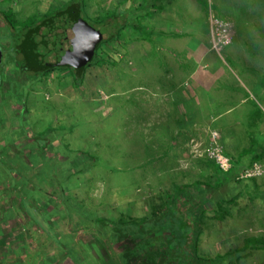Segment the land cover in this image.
<instances>
[{"label":"rangeland","instance_id":"rangeland-1","mask_svg":"<svg viewBox=\"0 0 264 264\" xmlns=\"http://www.w3.org/2000/svg\"><path fill=\"white\" fill-rule=\"evenodd\" d=\"M143 1L141 0L142 7ZM165 1L167 5H170L169 0ZM85 3L86 10L84 11L87 16L94 20L93 26L99 29L101 33L103 28H110V34H115V38L102 43L97 49L100 63L86 67L84 70L85 75L83 74L82 79L85 81L82 83L83 87L81 86L80 91L85 96H81L78 89L76 91V88H73L71 94L73 100L66 107L67 111L75 114V117L72 118L74 121L85 120L87 122V124L77 128V134L82 137L85 146L90 148L95 145L94 150H91V154H89L90 161L87 162L88 175H83V184L87 185L90 196L93 197L88 199V208L100 202L102 209L96 210L101 211V215H105L109 210L110 213L107 214L114 218L139 220L147 217L153 210H158L167 196L183 186L203 183L215 189L220 185L218 188L223 195L228 191L224 198L219 199L223 212H217L218 209H210L205 212L197 255L214 258L239 249L248 237H260L264 240V0H177L170 5L171 9L178 10L180 19L175 17L173 11L171 12L175 21L177 19L182 24L179 31H188L187 27H183L186 22L189 26H193L191 28L193 31L197 32L194 33L196 35L189 34V36L184 37L183 41H200V38L205 44L209 37L213 46L215 45L211 53L219 51L223 56L222 62L225 66L214 67L212 71L216 73L213 72L215 77L211 76L209 83H201L206 86V89L201 91L196 89V91L183 93L180 88L179 90L173 88V82L177 80L182 82L187 77L184 68L187 67L185 61L190 60L181 57L179 53L178 56H174L169 51L167 59L169 55L171 57L169 56L168 65L165 52L162 51L163 59H160L157 64L154 54L155 48L158 50L163 47V43L157 40L159 44L152 46L151 52H148V57L152 58L153 81L155 84H167V92L158 91L154 93L157 94L155 101L157 107L152 110L153 123L149 125L144 123V105L146 103L141 101L136 94L138 100L132 107L136 113L134 115L130 111L127 115L130 124L134 120L132 118H137L134 127L138 137L133 135L132 139L131 137L127 139L126 135L128 131L126 128L129 124L126 121L118 123L121 119L122 104L125 97L111 99L107 96L115 88L118 92L124 91L126 85L120 82L117 86L115 84L117 78L114 75L126 73V68L135 69V72L128 71L130 86L134 85L135 82L150 86L149 78L144 76V69H150L143 65L144 62L141 59L133 58V63L127 57V48L129 47L127 41L130 40V33L132 32L129 31L132 28L128 24L129 29L126 28L123 31L122 28L117 31L119 23L124 21L125 17L123 11L120 14H118L119 10L114 11V0H109L105 10H103L104 6L96 0H85ZM151 4L154 5L151 2L144 5L146 9L151 10ZM39 6V2L34 0H0V9L2 12H8V17L12 22L7 15L5 17L12 29L18 32L16 28H20L21 34L27 37V42L41 49V46L38 45L43 40L32 39L28 32L24 33L23 31L25 26L31 25L35 28L37 23L39 25L38 20L52 10L51 7L48 9L44 7L45 11ZM156 7L152 9L155 11L147 12L150 14L146 15L149 20H146L145 28H143L141 21L138 24L134 18L131 19L133 27L141 26L142 28L140 30L135 29L134 34L137 39L143 40V37H149L154 30H157V33L161 32L158 24L157 28L154 29V23L149 22L151 19L155 20L163 15L158 10L161 7L158 4ZM13 11H16L15 14ZM107 15L116 16L118 19H109L106 17ZM208 21H211L212 28H209ZM143 22L145 23V21ZM45 41H43L44 45ZM206 45L208 46V42ZM192 46L187 49L190 50ZM1 47L5 60L12 55L11 49L5 44H2ZM182 47L183 44H179L177 49ZM164 50L166 51L167 47ZM153 51L154 53H152ZM136 52L143 53V51ZM159 54L161 53L159 52ZM189 54L191 55L192 51ZM202 62L203 60L200 61V64ZM173 64L177 66L179 71L172 67ZM140 66L141 68H138ZM166 66H170V71L173 73L167 78L165 77L168 74ZM194 66L196 67L197 64ZM248 69L250 70L249 73L245 71ZM67 71L66 75L69 72ZM165 71L167 72L164 73ZM224 71H228V74L232 72L239 74L240 80H238L242 82L243 89L232 88L226 91L223 87L225 85L222 84ZM38 76H40L41 89L48 80L51 84H56L53 74L49 78L47 76L42 78L40 74L33 73L26 78L33 79L34 77L37 79ZM70 76L73 79V76ZM69 85L71 87L76 86L72 81ZM44 90L45 92L40 91L38 93L43 98L47 95V91L51 96L55 87L48 90L46 86ZM89 93H94L96 97L94 99L100 100L95 110L92 106L91 96L93 94ZM158 95L160 96L158 97ZM78 97H81L83 101L77 100ZM241 98L243 101H240ZM105 99H111L109 100L111 103L107 104L108 106L100 103L101 100ZM205 99L212 103V107H208L207 111L202 109L199 114L194 112L196 108L206 106ZM87 104L91 110H86ZM124 106H127V103ZM153 106L155 105L153 104ZM230 106L234 109L228 112L224 111ZM161 112L167 115V121L161 120V124H159L156 122L159 121ZM193 112L195 113L194 116H192ZM209 114H212V117L215 116V119L208 123L209 119L206 118H209ZM148 116L145 117L148 118ZM92 117L100 118L102 124L96 119L91 121ZM123 127L125 129H122ZM242 151L248 153L239 157ZM216 156H222L228 160V164L223 166L224 170L216 163ZM48 168L53 172L62 169V167L56 168L55 165L51 167L50 164H48ZM64 169H67L66 165L62 171ZM46 174L45 171H42L39 176H46ZM109 174H112V180H110L116 187L110 188L105 185L104 180ZM50 175L53 177L52 173ZM39 176L35 175L34 177L38 179ZM110 196L111 200L108 199ZM228 198L233 199V202L230 203ZM225 199L228 201H224ZM25 206L26 212H28L27 209H30L31 206ZM30 210L29 213L34 216L35 222L41 225L46 224L43 216L40 214L38 216L35 208ZM8 214L10 215L11 212ZM6 215L0 207V221ZM38 217L39 219H37ZM11 221L13 223V220ZM70 229L73 230L70 231ZM45 231L48 232L46 229ZM57 232L63 234L61 236L56 234V236L61 240H66V245H62L63 250L56 246L55 248L51 243L42 249L39 247V243L42 244V239H39V242L36 240L31 242L30 240L31 243L26 239V242L33 244L39 252H44L47 256L46 259L52 261L51 264H78L83 258L84 250L81 249L80 244L85 241V236H81V232H75L72 224L69 228L64 229L62 227L61 230L58 226ZM67 235H70V237L68 236L69 240L64 238ZM96 236L95 232H91L88 235V241L83 244L95 243L93 237ZM98 242L105 244L102 238H99ZM0 251H2L1 254L6 253L3 247H0ZM34 253L35 250L27 254L33 255ZM91 253L93 254V252ZM244 253V251L234 252L233 258L239 259ZM248 253L250 254L248 258H240L231 264H264V250H249ZM35 254L38 255L37 252ZM108 254H113V252ZM6 258L7 256H2L1 264H11ZM25 263L27 262L25 261ZM116 263L117 260L115 259L114 264ZM43 264H49V261H45ZM89 264L95 263L91 261Z\"/></svg>","mask_w":264,"mask_h":264},{"label":"flooded vegetation","instance_id":"flooded-vegetation-1","mask_svg":"<svg viewBox=\"0 0 264 264\" xmlns=\"http://www.w3.org/2000/svg\"><path fill=\"white\" fill-rule=\"evenodd\" d=\"M124 9L127 10L129 8L125 5ZM124 12L125 10L123 13ZM3 14L8 17L7 11L3 12ZM135 15V11L132 10L130 19H135ZM124 16H128V14L124 13ZM0 25L4 27V34L8 33L13 36L15 40H23L20 28H16L19 33L14 29L10 30L1 19ZM23 31H25V29H23ZM4 39L8 42L5 45L12 51L13 43H17L18 41H15L11 37L9 38L10 42L9 39L3 37L2 40L6 41ZM37 39L39 38L37 37ZM85 43L87 44L88 42ZM1 49L3 48L1 47ZM34 49L35 51L31 52L32 57L29 58L27 62L24 57H20L17 54L14 55L13 51L11 52V56H6L7 58L5 60L4 57L0 61V112H4L5 116L9 119L4 124L0 122V148H3L6 152L15 154L17 161H21L20 165H14L15 169L7 172L9 181L12 174H14V179L18 178L19 180V185L17 184V187H11L9 189L12 202H8L7 211L15 212L16 215H27L30 218V222H26L24 225V243H27L26 239L29 241L33 238V241L36 240L37 242H39V239H42V244L39 243V247L42 249L50 245V243L59 249L61 247L60 244L63 246L66 245V240H61L58 237L63 233L57 232V227L59 226L61 230L62 227L64 229L67 227L69 228L72 224L75 232H81V236H85V241H83V243L88 241V235H90L91 232L97 234L96 237H93L95 243H90L89 245L80 244L81 249L84 250L82 253L83 258L79 262L80 264H89L91 261H94L95 264L102 262L105 264H114L115 259L117 260L116 264H168L169 260L172 261L176 259L184 250L186 235L190 231V228L187 229L186 227H182L189 224L186 222L185 213L192 211L195 213V209L200 206L199 209L202 211V214L200 216V232L196 244V251H198V243L203 230L202 222L205 212L210 209L217 210L218 205H220L219 199L224 198V196H226L225 194H228V191H226L223 195L218 188L220 185L215 187V189L210 185H201L199 187L196 185L197 183L183 186L181 189L167 196L163 205L158 210H153L147 217H143L139 220H120V218H114L110 214H107L110 213L109 210L105 215L98 214L97 216L94 212L98 208L102 209L100 202L93 205L90 212L88 209L86 210L76 203V196L73 197V195H70L68 191H66L68 178L81 172L82 163L84 162L82 153H75L76 151L66 148L65 144L60 142L61 138L56 129L50 128L38 135L31 134L28 132V128H25L26 124L24 126L22 122L21 124H14V119L18 120V118H23L20 111L15 113L17 115L14 117L10 115L12 111L11 106L8 105L10 99L14 100V105L21 109L20 98L17 96L11 98V96L15 94L13 93L12 86L18 90L22 86L24 78L29 74L35 73L41 76L44 74L42 70H35V67L37 66L40 68L39 65L42 63H40V61L37 62L38 56H40V48L34 46ZM53 52L54 53H51L49 58V55L47 57L41 55L40 58L58 61L64 57L60 52ZM53 70H55V68ZM68 75H71V73L68 72ZM37 79L39 80L40 76H38ZM80 84L81 83H79V85ZM9 88L12 90V93H9ZM49 132L54 135V140L52 141L46 139ZM1 142H3V146ZM48 164H50L51 167L53 165H55L56 168L62 167V169H57L56 172L50 171ZM65 165L67 169L62 171ZM42 171L47 173L46 176H39ZM50 173L53 174V177ZM35 175H38L39 178H35ZM181 192H188L187 195L184 194L189 199L190 203H185L181 199L172 210L175 198L179 196ZM231 192L230 190V193ZM220 193H222V195H220ZM228 199L224 201H228ZM207 203H209L210 209L205 207ZM25 205L28 207L31 206L30 209L35 208L38 216L39 214L43 216L46 224L41 225L35 222L34 216H31V213H29L31 210L28 208V212H26ZM37 219H39V217ZM153 220H158L155 226L153 225L152 227V234L162 243L160 248L157 249L154 245L142 241L144 246L139 250L144 249L145 254H139L140 251L136 256L131 258V255L127 251V245H131L137 250L139 245L134 244L141 242L147 231V224ZM11 225L15 226L14 219ZM45 229L48 230V232H46ZM71 230L73 229H70V231ZM56 234L58 236H56ZM162 234L164 238H162ZM68 236L70 237V235H67L64 238L69 240ZM99 238H102L105 244L99 243ZM132 240H134L135 243H133ZM119 242L122 243L121 248L124 249L123 251L118 247ZM126 242L127 244H125ZM0 247L5 248L3 245ZM97 249L102 251V253ZM158 251L163 255L160 260L158 257L154 256ZM91 252H93V254ZM109 252H113V254L109 255ZM41 253L43 254L44 252ZM214 260L217 261L218 257Z\"/></svg>","mask_w":264,"mask_h":264},{"label":"crops","instance_id":"crops-1","mask_svg":"<svg viewBox=\"0 0 264 264\" xmlns=\"http://www.w3.org/2000/svg\"><path fill=\"white\" fill-rule=\"evenodd\" d=\"M34 1L39 2V4H40L39 8L44 9V7H47V9H48L51 7L52 9H54V8H57L59 6L64 5L69 0H39V1L34 0ZM96 1L105 7V8L103 7V10L107 9L106 7L109 4V0H96ZM174 1H177V0H169L170 5L172 3H174ZM58 2H60L59 3L60 5L59 4L57 5ZM114 2H115V5H113L114 11L119 10L118 12H121V11L125 10L124 13L128 14V22L130 24H131L130 16L132 14V10L135 11L136 15H135L134 20L136 22H138V24L141 21L143 28H145V26H146V20H149L146 15H148L150 13H147V12H151V10L153 8L154 9L157 8L156 4H158L159 7H161V8H158V10L161 11L163 14L160 16V18L155 19V20L151 19L149 21L150 23H154V25H153L154 29L157 28L156 26L158 24L162 33L161 32L157 33V30H154L153 32L150 33L149 37H147V38L143 37V40H141L140 38L139 39L136 38V36L134 34V32L136 31L135 27H133L132 25H129V27L132 28L131 31H129V32H132V33H130V40L127 41L129 43V47L127 48L128 49L127 57L131 60L133 58L141 59L142 62H144L143 65H146L147 67H149L150 70H148L147 68L144 69V71H145L144 76L149 78L150 86L136 84V82L134 85L130 86L128 83L130 81L128 71L132 70L133 72H135V69L126 68L125 69V71H127L126 73H124V74L119 73V74L114 75V77L117 78V80L115 81V84L117 86L120 82H121V84L126 85L124 87V91L118 92L117 88H115V89H113V91H111V93L108 94L109 96H107V98H111V99H115V98H119V97H123V96L125 97L124 102L122 104L121 119L119 120L118 123L120 124L121 121H122V123H124V121H126L129 124V126L126 128V130L128 129L126 135H127V139H129V137H131V139H132L133 135H136V137H138L137 136V134H138L137 130L134 127L135 120L137 118L136 117L132 118V119H134L131 122V124L133 125L132 126L130 124L129 116H127V115H129L130 111H132V113H134V115L136 113L135 109L132 108L133 106H135V103L138 100V97H136L137 96L136 94H138L139 99L141 101H145V103H146V105H144V108H145L144 109V111H145L144 123H145V125H149V124L153 123V116L151 114L152 110H153V108L155 110L157 107V105L155 104V101L157 100V98H156L157 94H154V93H156L158 91H164V93L167 92V87H166L167 84H155V82L153 81V75H152V70H151L152 69V58L148 57V52H151L152 46L154 47L155 44H159V42L157 40H159L160 42L163 43L162 49L157 50L155 48V53H154V51L152 52L155 54V61L157 64L159 63L160 59L161 60L163 59V56H161L162 51L165 52L167 64H168L169 56H170L169 55L168 59H167V55H168L169 51H171L170 54L173 53L174 56H178V53H179L181 55V57H185V58L190 60L188 62L185 61V65L187 67H184V68H185V73H187V77L182 82H178V80L173 82L174 83L173 88L176 90H179V88H180L183 91V93L185 91H189V92L196 91V89H198V91H201L202 89H206V86L202 85L201 83H203V82L209 83L211 81V76L215 77L213 75L215 72L212 71L215 66L221 67V66H225V65H224V62H222L223 56L221 55V53L219 51H215L214 53H211L213 51V48L215 45L213 46V44L211 43V40H209V37H208V41L206 40V43L208 42V46L206 45V43L204 44L200 38H199L200 41H198V40L197 41H189V42L183 41L184 37L189 36V34L196 35L194 33H197V32L193 31L191 29L193 26H189V24H187L186 22L183 24V27H187L188 31H186V32L185 31H179L180 28L182 27V24L177 19L175 21L173 14L171 12V11H173L176 15L175 17L179 18L178 10L177 9H175V10L171 9L170 5L166 4L165 0L147 1V2H151L154 4V5L151 4V6H150L151 10L149 8L146 9V6L144 4L147 2L145 0L143 1V7H142L141 0H114ZM83 4H84V10H86L85 9V5H86L85 0H83ZM125 5L128 6L129 9H127V10L124 9ZM0 11H1V9H0ZM16 11H13V13ZM142 11H144V12H142ZM152 11H155V10H152ZM139 12H142V14H139ZM44 13H46V12H44ZM116 19H118V17ZM143 21H145V23ZM211 21H208L209 28H212ZM129 27L127 26V27L123 28V31L126 28L129 29ZM3 28L4 27L3 26L1 27V25H0V41L3 39V37H5L7 39H9L11 37L15 40V38L13 36L9 35L8 33L4 34ZM143 32H145V31H143ZM210 35H211V33L209 34V36ZM138 37H139V34H138ZM4 40H6V39H4ZM15 41H18V40H15ZM155 41H156V43H155ZM9 42H10V39H9ZM6 43H8L7 40L6 41L2 40L0 42V48H1L2 44H6ZM179 44L180 45L183 44V47L181 49H177ZM191 45H193L192 48L190 50L187 49ZM165 47H167L166 51L164 50ZM205 47L207 50L205 49ZM136 51H143V53L142 52L141 53L136 52ZM190 51H192L191 55L189 54ZM159 52L161 54H159ZM202 60H203V62L200 64V61H202ZM205 61H207V62H205ZM212 62H214V63H212ZM133 63H134V61H133ZM195 64H197L196 67L194 66ZM172 67H175L177 69V66H174V64ZM138 68H141V66ZM165 68L168 70V74L165 75V77L167 78L169 75H172L173 73H171L172 71H170V69H171L170 66H166ZM245 71H247L249 73L250 70L248 69ZM166 72L167 71H165L164 73H166ZM65 73H66V70H60V69H55V70H52L48 73H44L42 75V78H44L46 76L49 78L53 74V79L56 82V84H51L50 80H48L47 82H45V85L42 86L43 89H41V85L39 84L40 80L34 79V77H33V79L24 78V82L22 83V86L18 90L11 85L13 93H15L14 95L11 96V98L13 96H15V97L17 96L20 98L19 101L21 102V109L17 108L14 105L15 101L12 99H10L8 105H10L12 108L10 115H12L14 117L15 115H17L15 113H18L19 111L23 115L22 119H20V118H18V120L14 119V124H21V122H22L23 126L26 124L25 128H28V132L31 134H36V135L42 134L43 132H45L44 130H48L50 128H52L54 130L56 129L57 132L59 133L60 138H61L60 142L62 144H65L66 148H69L73 151H76L75 153H80V154L82 153V158L84 159V162L82 163L81 172L78 174L72 175L68 178L66 191H68V193L70 195H73V197L76 196V199H77L76 203H78L80 206H83L84 209H86V210L88 209L90 211V209H92L93 205L90 208H88L89 207V203H88L89 200L88 199H91L93 197L90 196V190H88L89 188L87 187V185L83 184V175H86V176L88 175V169L86 168L88 166L87 162L90 161L89 160V154H91V150H94L95 145H92L90 148H88L87 146H85L86 144L82 140V137L77 134V131H78L77 128L84 125V124H87V122L85 120H79V121L75 120L74 121L72 118L75 117V114L66 110L67 105L73 100L72 95H71L73 88H76L75 89L76 91L78 89V92L81 96H85L84 94L82 95V93L80 91L82 83L85 81V79H84V81L81 82L80 85L78 84L76 86L71 87L69 84H70V81L73 82V79L71 78L70 75L68 76ZM224 73L225 74H223L224 76H223V83L222 84L225 85L223 87L226 89V91L229 89H232V88H242L243 89V84H242V82L239 81L240 80L239 76H238L239 74H237L236 72H232V73L228 74V71L227 72L224 71ZM127 76H128V78H126ZM247 80H249V79H247ZM198 85H200V86H198ZM46 86L48 87V90H50V88H52V87H55V90H52L53 92H52L51 96H49L50 94L47 91V93H46L47 95L43 98L38 93H40V91L45 92L44 89ZM68 86H70V87H68ZM242 89H239V90L242 91ZM9 90H10V88H9ZM12 90H10L9 93H12ZM56 92H58V93L56 94ZM89 94H91V95L93 94L91 96L92 97V106L95 110V108L98 107L97 105H99L100 100H95L96 97H95L94 93H89ZM142 96H143V98H142ZM159 96L160 95H158V97ZM38 97H40V98H38ZM242 98L240 99V101H243ZM76 99L79 101H83L81 97H78ZM111 99L101 100L100 103L108 106L107 104L111 103V101H109ZM205 102H206L205 107H199V108L195 107L196 109L194 110V112H197L199 114V112L202 109H204V111H207L208 107H212V103H210L209 100L208 101L206 100ZM126 103H127V106H124ZM118 104H120V103H118ZM153 104L155 106H153ZM231 109H234V108L232 106H230L227 110H224V111L228 112ZM86 110H91L88 104L86 105ZM194 112H193L192 116L195 115ZM140 116H142V115H140ZM145 116H148V118ZM159 117H160L159 121L156 123L161 124V120H163L164 122L167 121V115H165L164 113L162 114V112H161ZM93 119H96L100 124H102V121L100 120V118H98V117L93 118L92 117L91 121H93ZM206 119H209L208 120V123H209V122H212V120L214 121L215 116L212 117V114H209V118H206ZM7 120H9V119H8V117L5 116V113L0 112V122L4 124V123H6ZM61 128H62V130H61ZM122 129H125V127H123ZM126 135H125V137H126ZM46 139L52 141V140H54V135L49 132ZM147 139H148V137H147ZM1 144L3 146V142H1ZM0 147H1V145H0ZM131 147H132V145H131ZM15 156H16L15 154H12L11 152H6L3 150V148H0V207L2 208V211L5 214H7L6 217L0 221V246L3 245L5 247L4 251L6 252V253L3 252L5 254L4 255V254H1L2 251H0V264L2 262V260H1L2 256L3 257L7 256L6 259H8V262L10 261L9 263H11V264H43L45 261H49V264H51V262H50L51 260L46 259L47 256L45 253L42 254L41 252H39L35 248V246L33 244H30L31 242H34L33 238L31 239V242H30V240L28 241L30 243H24V232H25L24 231V225L26 222H30V218L27 215H22V214L16 215L15 212H11L10 215L8 214L9 212L7 211V204H8V202H12V196L10 194L9 189L11 187H17L19 185L18 178L14 179V177H13L14 174H12V176L9 175V176H11L10 181L8 180L9 177L7 174V172L9 170L15 169L14 165H20L21 164V161H17ZM12 179H14V180H12ZM110 179L112 180V174L107 175L104 181H105V185L112 188L115 185L113 184V182H111ZM9 194H10V196H9ZM108 199L111 200V196L108 197ZM94 213L97 214V216H98V214L101 215V211H99V210H96ZM13 219L15 220V226L11 225V223H10L11 220H13ZM60 246H61L60 250L61 249L63 250L62 245H60ZM34 250H35V253L37 252L38 255H36L35 253L33 255L27 254L28 252H31V251L34 252ZM25 257H26V259H25ZM259 257H261V256H259ZM255 259H256V261H258L257 258H255ZM25 261L27 263H25Z\"/></svg>","mask_w":264,"mask_h":264},{"label":"trees","instance_id":"trees-1","mask_svg":"<svg viewBox=\"0 0 264 264\" xmlns=\"http://www.w3.org/2000/svg\"><path fill=\"white\" fill-rule=\"evenodd\" d=\"M120 13L121 12H118V14ZM106 17L109 19L117 18L115 16L111 17L108 15ZM93 21L94 20L91 19L89 16H87V14L84 11L83 0H69L64 5L54 8L50 12L44 14L42 18L38 20L39 25L37 23L35 28L31 25L25 26L24 33L28 32L30 37H32V39H37L38 37L40 41L41 39L43 41L46 40L45 45L43 44L44 43L43 41H41L39 44L40 46L42 45V48L40 49V56L43 55V57H47L49 55L48 58L51 56V53L52 54L54 53L53 51H55L56 53L60 52L63 54V56L68 55L77 48H79V46H81L82 44H85V42H91V38L95 37L96 34L97 35L99 34L100 39L98 45L95 46V51L93 53V60L89 62L86 66L74 71L66 67L55 68L60 70H68L73 76L74 84L77 85L82 80L84 70L86 67H90L100 63V57L97 54V49L100 47V45L102 43L104 44L109 39L115 38L114 37L115 34L114 35L110 34V28H103V31L101 33L99 29H96L93 26V24L95 23ZM128 24L131 25L130 23H128V16H125L124 21L119 23V27L117 28V31L127 27ZM134 27L136 30L142 29L141 26H134ZM48 58L47 59L40 58V61L45 62L49 60ZM53 69L54 67L44 70L42 69V71H44V73H47L52 71ZM247 153H244L242 151L239 157L245 156L247 155ZM196 185L200 187L201 185L204 184L197 183ZM229 202L232 203L233 199H230ZM218 211L221 213L223 212V209L220 207V205H218L217 212ZM247 250L248 252L249 250H264V240L260 237H248L244 240L243 245L239 249H235L225 254L216 256L218 257L219 260L217 261L222 264H231L235 262V260L237 261L240 258H248L250 254L247 252ZM237 251H241V252L244 251L245 253L241 255L240 258L238 257L239 259H235L233 258L234 252ZM216 257L214 258L202 257V258L214 260Z\"/></svg>","mask_w":264,"mask_h":264},{"label":"water","instance_id":"water-1","mask_svg":"<svg viewBox=\"0 0 264 264\" xmlns=\"http://www.w3.org/2000/svg\"><path fill=\"white\" fill-rule=\"evenodd\" d=\"M0 19L5 23V25L10 30H12L11 25H9V23H8L5 15L3 14L2 11H0ZM26 39H27V37L23 36L22 41L18 40L17 43H13L12 51L14 52V55L17 54L20 57H24V59L27 62L28 59L32 57L31 52L35 51V49H34V46L31 45L30 43H28ZM99 39H100V35L96 34L95 37L91 38V42H88L87 44L86 43L82 44L81 46H79V48H77L76 50H74L70 54L65 55L64 57H62L58 61L57 60H53V61L47 60V61L43 62V61H40V56H38L39 60L37 62L40 61V63H42V64L39 65L40 68H38L36 66L35 70H38V69L44 70V69L53 68V67L54 68H65L66 67V68H70L71 70L74 71V70H78L80 68H83L89 62H91L93 60V53L95 51V46H97L99 43ZM2 58H4V53H3V49L0 48V61ZM188 192H186V193L181 192L179 194V196H177L175 198V202L172 205V210L175 208V206L178 204V202L181 199L185 203L186 202L190 203L189 199L185 196V194L187 195ZM197 202H198V200H197ZM205 207L207 209H210L209 203H207L205 205ZM199 208H200V206L195 209V213H194V211L185 213L186 214L185 219L187 220L186 222L189 224L182 226V227H186L187 229L190 228V231L186 235V243L184 244V250L182 251V253H180L179 257H177L176 259H174L172 261L169 260L168 264H222L216 260L205 259V258H202V257L197 255L196 242H197V238H198L199 231H200V214H201V210ZM156 222H158V220L150 221L147 224V231H146L144 237L142 238L141 242L139 241L140 243L134 244V245H139L137 250L134 249V247H132L131 245H127V251L131 255V258L136 256L137 253H139L140 251L141 252L139 254H142V255L145 254L144 249L139 250L140 248H143V246H144V244H142V241H145V242H148V244L154 245L157 249L160 248L162 243L160 242V240L156 239L155 236L152 234V227H153V225L155 226ZM149 226H150V228H149ZM161 236H162V238H164L163 234ZM132 241H133V243H135L134 240H132ZM121 244L122 243H120V242L118 243L119 248H121ZM125 244H127V242ZM123 250L124 249H122V251ZM154 256L158 257L159 260L163 257V255H161L159 251Z\"/></svg>","mask_w":264,"mask_h":264},{"label":"built area","instance_id":"built-area-1","mask_svg":"<svg viewBox=\"0 0 264 264\" xmlns=\"http://www.w3.org/2000/svg\"><path fill=\"white\" fill-rule=\"evenodd\" d=\"M215 39V38H214ZM216 163L218 164V166L220 168L223 169V166L227 165L228 164V160L223 158L222 156H216V159H215ZM224 170V169H223Z\"/></svg>","mask_w":264,"mask_h":264}]
</instances>
